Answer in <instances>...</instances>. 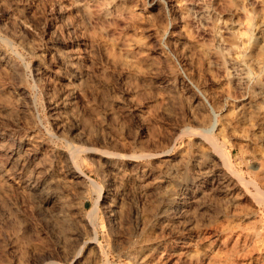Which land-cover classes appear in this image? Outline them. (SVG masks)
<instances>
[{"label":"rangeland","instance_id":"1","mask_svg":"<svg viewBox=\"0 0 264 264\" xmlns=\"http://www.w3.org/2000/svg\"><path fill=\"white\" fill-rule=\"evenodd\" d=\"M256 187L264 0H0V264H264Z\"/></svg>","mask_w":264,"mask_h":264},{"label":"bare ground","instance_id":"2","mask_svg":"<svg viewBox=\"0 0 264 264\" xmlns=\"http://www.w3.org/2000/svg\"><path fill=\"white\" fill-rule=\"evenodd\" d=\"M206 135H208V134H206ZM215 136V135H214ZM213 136V137H214ZM208 137V139L209 140H211L212 138H211V136H207ZM218 138V137H217ZM206 139V138H205ZM213 144V143H212ZM217 144V143H216ZM214 145V144H213ZM212 145V146H213ZM214 149H215V147H214ZM218 149V148H217ZM90 149H88V148H86V147H84V146H78V147H75V150H74V154H80L81 152H88ZM97 151V150H96ZM103 154H105L104 152H103ZM143 157H145V156H142L141 158H143ZM227 160H228V158H227ZM229 163V162H228ZM79 175L81 176V175H83V172L80 170V173H79ZM258 175V174H257ZM241 178V177H240ZM214 181V180H213ZM244 181V180H243ZM258 181V180H257ZM253 183V182H252ZM218 185V184H217ZM246 187H247V185H245ZM262 186V185H261ZM95 187L96 188H100L99 186H96L95 185ZM253 187V186H252ZM263 187V186H262ZM257 188V190H258V193L261 195V197H264V192L261 190V189H259L258 187H256ZM101 189V188H100ZM255 190V189H254ZM203 191V190H202ZM102 193H103V190H101V192H100V197H99V201H100V199H101V197H102ZM257 193V192H256ZM257 193V195H259ZM190 196V195H189ZM261 199V198H260ZM262 201V200H261ZM260 201V202H261ZM263 202V201H262Z\"/></svg>","mask_w":264,"mask_h":264}]
</instances>
